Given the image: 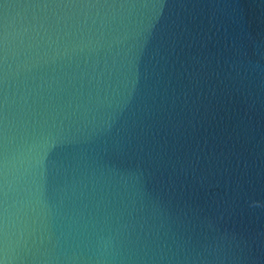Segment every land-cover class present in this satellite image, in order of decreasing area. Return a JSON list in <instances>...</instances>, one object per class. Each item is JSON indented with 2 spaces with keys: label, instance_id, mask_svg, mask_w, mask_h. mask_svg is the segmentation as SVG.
<instances>
[{
  "label": "water",
  "instance_id": "1",
  "mask_svg": "<svg viewBox=\"0 0 264 264\" xmlns=\"http://www.w3.org/2000/svg\"><path fill=\"white\" fill-rule=\"evenodd\" d=\"M0 264H264V0H0Z\"/></svg>",
  "mask_w": 264,
  "mask_h": 264
}]
</instances>
